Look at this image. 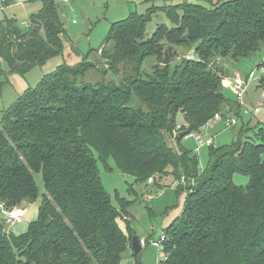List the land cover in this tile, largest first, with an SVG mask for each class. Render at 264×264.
Masks as SVG:
<instances>
[{"label": "trees", "instance_id": "1", "mask_svg": "<svg viewBox=\"0 0 264 264\" xmlns=\"http://www.w3.org/2000/svg\"><path fill=\"white\" fill-rule=\"evenodd\" d=\"M56 1L42 0L26 32L14 18L0 20V59L12 71L24 75L62 53L66 30ZM191 1L167 9L174 27L161 25L150 38L152 11L112 24L98 50L107 69L87 60L62 65L4 112L0 202L7 208L37 202L36 174L45 191L26 233L17 236L6 219L0 222V264L122 262L137 236L127 213L134 202L115 194L114 205L99 162L136 184L153 180L154 192L172 171L184 202L165 229L163 264H264V122L254 137L209 146L202 173L198 155L183 146L216 115L225 123L241 118L239 103L223 92L227 70L217 65H239L264 48V0ZM179 48L196 58L176 63ZM121 64L128 66L123 75ZM89 71L121 76L120 83L86 82ZM258 87L264 89V75ZM134 99L146 109L132 106ZM236 173L249 177L246 187L233 182ZM141 253L134 254L138 264Z\"/></svg>", "mask_w": 264, "mask_h": 264}, {"label": "rangeland", "instance_id": "2", "mask_svg": "<svg viewBox=\"0 0 264 264\" xmlns=\"http://www.w3.org/2000/svg\"><path fill=\"white\" fill-rule=\"evenodd\" d=\"M59 13L66 30V38L64 39V48L62 53L49 58L45 63L34 66L30 71L24 75L19 72L12 71L9 64L0 59V122L4 112L15 105L16 102L28 90L36 88L42 79L47 75L55 72L60 66L67 65L70 67L77 66L85 60L100 64L101 68L107 69L108 61L101 57L98 50L103 47L109 30L112 24L125 21L130 18L132 14L137 16L151 13V21L147 25V38L153 36L161 25H166L169 29L174 27V24L167 16L166 10L175 6L179 7L184 3H195L191 0H57ZM202 5L208 6V3L201 2ZM43 6L42 0H13L8 7L0 11V20L7 18H14L18 21L19 28L24 32L28 31L29 18L38 13ZM180 14L181 12L178 11ZM112 47L108 45V49ZM178 58L176 63H181L184 58H196V56L188 49L179 48ZM264 59V48L257 56L247 59L241 63L235 64L226 62H219L218 67H224L227 73L223 83V92L226 97L233 103L238 102L236 90V78L234 72H239L243 77H247L252 71L260 76L261 69L258 65ZM156 58L148 62V68L156 64ZM126 65H120L119 71L123 75L126 72ZM121 76H114L112 73H96L89 71L84 80L90 83H120ZM262 101V89L258 87V79L248 82L247 92L242 99L246 108H256L259 102ZM240 103V102H238ZM132 106L142 107L143 104L138 99H134ZM146 109L145 106H143ZM231 117V116H229ZM238 123L235 126H228L224 122H210V127L202 131L201 135L205 138H213L215 140V147L230 146L237 143L239 139L245 140L248 137H254L253 128L259 123L264 122V107L261 112L256 115L245 114L242 111L241 118H238ZM228 122V121H227ZM178 123L182 124L181 115L178 116ZM245 127V128H244ZM244 128V130H243ZM172 145V142H170ZM175 146V143L173 142ZM183 146L198 155L200 173L204 171L208 165L209 146L201 147L197 151V142L193 137H187L183 140ZM100 176L105 189L111 194L114 205L119 208L116 196L125 198L134 203L127 209L129 214V223L134 228L141 239L150 236L151 241L159 242L165 229L172 224V220L181 215L183 209L184 196L178 197L175 208L172 214H169L166 228L163 229V220L166 214L155 213L150 215L149 205L144 198V187L136 184L132 176L125 175L119 170L115 169L113 172H108L101 162L98 163ZM171 170V169H170ZM170 171L169 175L161 182L163 185L174 187L177 189L179 184L175 181ZM36 180L40 188V198L34 204L19 205L20 208L26 211V215L22 224L12 227L8 226V231L17 236L27 232L31 223L38 218L39 205L42 200V195L45 191L43 179L41 174H36ZM233 182L237 186L246 187L249 184V177L236 173L233 176ZM159 191V190H158ZM156 196V195H155ZM174 214V215H173ZM153 217V218H152ZM172 221V222H171ZM0 222H5V216L0 212ZM122 226L126 229V222L123 220ZM140 239V240H141ZM143 246L141 256L139 258L140 264H163L162 251L154 249L150 245ZM142 243V240H141ZM130 251V250H129ZM120 264H138L136 259L127 252Z\"/></svg>", "mask_w": 264, "mask_h": 264}, {"label": "built area", "instance_id": "3", "mask_svg": "<svg viewBox=\"0 0 264 264\" xmlns=\"http://www.w3.org/2000/svg\"><path fill=\"white\" fill-rule=\"evenodd\" d=\"M8 0H0V11H3L6 8V4H7ZM190 58V57H188ZM264 75V68L261 69L260 71V76L258 77L256 75L255 71H252L247 77H243L239 72H234V76L236 78V90H237V98H238V102L240 107H241V111H244L245 114H251V115H256L259 114L262 110V108L264 107V89H262V101L259 102L258 106L256 108H252V109H248L246 108L245 110H243V108H245V105L242 102V99L244 98V95L247 92V87H248V82L253 81V80H257L258 79V83L261 79V77ZM238 118L236 117H230L228 118V122L227 124L229 126H235L238 123ZM223 118L221 115H216L214 121H218V122H222ZM210 124V123H209ZM207 124L203 130H205L207 127H210V125ZM181 128V125L177 126V130H179ZM202 132L199 133H191L189 134L187 137H193L195 138L196 142H197V151L196 153L199 152L201 147L204 146H211L214 144V139L213 138H203L201 135ZM182 183H185L184 178L181 180ZM0 212L5 216V219L8 223V225L10 227L18 225V224H22L23 223V219L26 215V211L23 210L22 208H20L19 206H15L12 208H7L6 204L1 201L0 202ZM166 241V235L165 233L162 234L159 242H157V247L159 251H162V254L164 256V242ZM142 246H146V240H142Z\"/></svg>", "mask_w": 264, "mask_h": 264}, {"label": "crops", "instance_id": "4", "mask_svg": "<svg viewBox=\"0 0 264 264\" xmlns=\"http://www.w3.org/2000/svg\"><path fill=\"white\" fill-rule=\"evenodd\" d=\"M181 117H182V115H181ZM183 123H184V119L182 117V124L181 123L180 124L183 125ZM214 142H215V140H214ZM161 184L163 187L161 189H159V191H156V192H154V190H152L153 180H150L147 184H141V186L143 185V187H144L143 196L148 202L150 215L154 216L156 212L166 214V218L163 220V223H162L163 229H164L168 225V222H170V220H171V219L168 220L167 217H169V214H172V211L176 206L175 205L176 200H178L179 198L177 195V190L174 187V185H171V187H169L167 185H163V183H161ZM129 217L130 216H128V218ZM134 231H135L136 235L141 239L138 232L135 229H134ZM150 239H151L150 236H148V237L141 239V240H150ZM150 245L154 249L158 250L157 241H151ZM129 250L127 252H129V254L132 256V259H133L134 258L133 250H132V248H130Z\"/></svg>", "mask_w": 264, "mask_h": 264}, {"label": "water", "instance_id": "5", "mask_svg": "<svg viewBox=\"0 0 264 264\" xmlns=\"http://www.w3.org/2000/svg\"><path fill=\"white\" fill-rule=\"evenodd\" d=\"M6 232H7V230H6ZM131 248H132L133 253L135 255H139L142 252L143 246H142L141 240L138 236H133Z\"/></svg>", "mask_w": 264, "mask_h": 264}]
</instances>
